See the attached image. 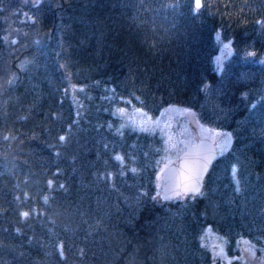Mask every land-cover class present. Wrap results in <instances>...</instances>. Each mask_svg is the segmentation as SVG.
I'll use <instances>...</instances> for the list:
<instances>
[{
  "label": "trees",
  "instance_id": "16d2710c",
  "mask_svg": "<svg viewBox=\"0 0 264 264\" xmlns=\"http://www.w3.org/2000/svg\"><path fill=\"white\" fill-rule=\"evenodd\" d=\"M201 3L0 0V264H212L206 226L228 252L264 240V0ZM121 103L229 133L201 194L158 197L162 136Z\"/></svg>",
  "mask_w": 264,
  "mask_h": 264
},
{
  "label": "rangeland",
  "instance_id": "374dc122",
  "mask_svg": "<svg viewBox=\"0 0 264 264\" xmlns=\"http://www.w3.org/2000/svg\"><path fill=\"white\" fill-rule=\"evenodd\" d=\"M217 44L213 59L218 67L230 48L225 49L224 45L229 43L220 37ZM258 60L264 61V53L258 56ZM113 109L121 118L122 125L139 129L141 122L147 121L144 126L148 131L155 130L161 134L164 146L161 166L181 149L182 141L192 142L197 137H207L214 142L216 152L220 153L230 140L226 130L201 123L191 108L180 104H166L153 113L127 103L116 104ZM119 109L124 110L123 114H120ZM200 243L208 249L212 264H264V240L254 242L238 237L231 242L233 251L228 252L224 237L206 226L200 231Z\"/></svg>",
  "mask_w": 264,
  "mask_h": 264
},
{
  "label": "snow or ice",
  "instance_id": "6c2138e0",
  "mask_svg": "<svg viewBox=\"0 0 264 264\" xmlns=\"http://www.w3.org/2000/svg\"><path fill=\"white\" fill-rule=\"evenodd\" d=\"M202 8V3L201 0H193V10L196 12H199V10ZM225 49H228L229 45L225 44L224 45ZM249 56H254L255 53H248ZM261 63H264V61H260ZM120 114H123L124 110L119 109ZM147 123V121H142L139 130L142 132H146L149 129L145 127L144 125ZM60 141H64L65 137L60 136L59 137ZM114 160L119 162L121 166H123L124 162V157L120 154H116L114 156ZM211 157L205 156L202 157L199 160L196 161H190L187 158L184 159L180 169L178 170H173L170 171V173L167 175V178L165 180V187H166V192L164 195V199H175V198H183L185 195L188 193H193V194H201V189H200V180L202 178V173L204 170H206L208 163L210 162ZM167 168L168 165H165ZM132 172H135L136 169L132 168ZM163 172L164 170L161 169ZM232 173L233 177H235L236 169L232 168ZM109 178H111V174H109ZM158 180L160 177L157 178ZM52 182L49 181V186H51ZM61 188H63V185H60ZM236 191L239 192L240 189L238 187V182H237V187ZM170 193V195H169ZM47 200V198H45ZM27 213H24L23 216L27 218Z\"/></svg>",
  "mask_w": 264,
  "mask_h": 264
},
{
  "label": "water",
  "instance_id": "95a60500",
  "mask_svg": "<svg viewBox=\"0 0 264 264\" xmlns=\"http://www.w3.org/2000/svg\"><path fill=\"white\" fill-rule=\"evenodd\" d=\"M216 153L217 152L214 142L207 137H197L192 142L182 141L181 149L178 152H176L165 164L168 165V167L166 168L165 165L162 166L161 169L164 170L163 172L160 169L159 177L160 180L162 181H159V186L157 191L158 197L160 199H164V195L166 192L165 180L167 178V175L170 173V171L180 169L185 158H187L190 161H196L201 159L202 157L208 156L211 157L212 160L215 157ZM210 162L208 163V165L210 164ZM205 171L206 170L203 171L202 177ZM201 180H200V185H201Z\"/></svg>",
  "mask_w": 264,
  "mask_h": 264
}]
</instances>
